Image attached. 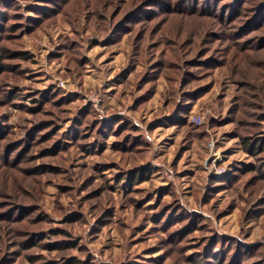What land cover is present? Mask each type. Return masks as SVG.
I'll use <instances>...</instances> for the list:
<instances>
[{
    "label": "rangeland",
    "instance_id": "rangeland-1",
    "mask_svg": "<svg viewBox=\"0 0 264 264\" xmlns=\"http://www.w3.org/2000/svg\"><path fill=\"white\" fill-rule=\"evenodd\" d=\"M1 66L0 264H264V0H0Z\"/></svg>",
    "mask_w": 264,
    "mask_h": 264
},
{
    "label": "trees",
    "instance_id": "trees-1",
    "mask_svg": "<svg viewBox=\"0 0 264 264\" xmlns=\"http://www.w3.org/2000/svg\"><path fill=\"white\" fill-rule=\"evenodd\" d=\"M22 55H24V57H22V58H24V59L27 58V55H26V54H22ZM0 68H2V66H1ZM245 143L248 144L247 140H245ZM258 143H259V142H258ZM258 143L253 144V148H252L253 152H256V151H254V150L257 148ZM263 144H264V143L261 144V148L263 147ZM250 146H251V144H250Z\"/></svg>",
    "mask_w": 264,
    "mask_h": 264
}]
</instances>
